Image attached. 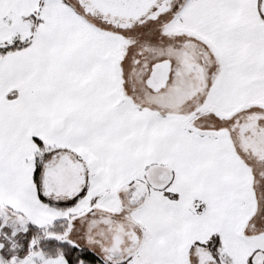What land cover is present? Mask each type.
Here are the masks:
<instances>
[{"label": "snow or ice", "instance_id": "1", "mask_svg": "<svg viewBox=\"0 0 264 264\" xmlns=\"http://www.w3.org/2000/svg\"><path fill=\"white\" fill-rule=\"evenodd\" d=\"M0 264H264V0H0Z\"/></svg>", "mask_w": 264, "mask_h": 264}]
</instances>
